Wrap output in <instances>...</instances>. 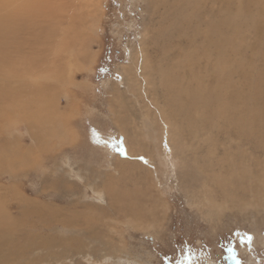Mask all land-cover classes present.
I'll return each instance as SVG.
<instances>
[{
	"label": "rangeland",
	"instance_id": "rangeland-1",
	"mask_svg": "<svg viewBox=\"0 0 264 264\" xmlns=\"http://www.w3.org/2000/svg\"><path fill=\"white\" fill-rule=\"evenodd\" d=\"M33 3L36 13L27 18L28 33L19 35L25 49L15 57L25 63L19 66L21 77L26 67L39 66V70L50 51L58 52L59 38L66 35L62 33V18L68 22L72 14L77 29L72 36L79 50L70 51L75 63L54 104L59 109L53 118L58 129L52 130V138L46 129L42 151L37 140L35 149L31 146L26 121L31 115L0 98V218L4 220L0 226V264H188L189 257L191 264H264V210L241 212L229 200L224 206L216 197L222 193L213 189L214 200L223 212H215L208 219L207 209L192 197L200 188L189 180L197 171L191 164L193 153L186 151L181 156L174 151L168 141L170 127L162 124L154 105L148 106L152 96L158 99L156 106H164L163 94L160 89L146 90L140 67L135 73L139 51L147 50L145 54L153 58L161 52L156 43L157 32L164 27L162 5L157 0H73L70 6L67 0H0V49L5 53L0 57V87L10 89L12 79L10 53L16 46L10 29L13 19L19 23L16 16ZM4 32L10 34H1ZM248 37L247 43L255 42L252 35ZM29 39L34 40V47L25 46ZM51 47L53 50H48ZM247 50L245 54L250 52ZM34 52L43 57L39 64L32 59ZM250 53L254 65L263 68ZM26 55L29 59L22 60ZM40 74L45 75L46 70ZM131 75L137 86L143 85L142 92L138 87H128ZM29 78L27 75L25 81ZM143 93L146 98L139 96ZM43 103L41 108L52 113V104ZM139 104L144 105L143 110ZM147 111L151 127L141 129V114ZM38 121L42 127L43 121ZM226 124L220 122L223 137L216 132L205 136L203 132L199 135L202 138L190 136L193 148L202 149L206 155L209 145L200 140L213 139L221 152L215 151L216 161L225 150L248 151L251 162L244 169L245 176L260 173L264 152L251 142L236 148L238 145L224 135ZM203 155L196 154L195 158ZM184 159H188L186 164ZM110 179L119 181L116 184L120 188L134 191L135 199L131 196L130 201L148 212V225L126 224V217L118 213V205L106 189ZM28 201L40 211L28 210ZM71 213L80 218L79 226L66 229L62 221ZM90 218H95L92 225L85 226Z\"/></svg>",
	"mask_w": 264,
	"mask_h": 264
},
{
	"label": "bare ground",
	"instance_id": "bare-ground-1",
	"mask_svg": "<svg viewBox=\"0 0 264 264\" xmlns=\"http://www.w3.org/2000/svg\"><path fill=\"white\" fill-rule=\"evenodd\" d=\"M71 1L73 0H67L66 5L70 6ZM153 2L155 3V1ZM157 2L162 5L164 12H166L163 15L164 27L162 26L161 31L157 32L158 43L156 44H159L161 52H159V57L153 58L152 54H145L147 50L146 52H143L144 50L139 51L138 55L136 54L134 69L137 75L138 67L141 68V72L145 76V78L142 77L145 79L143 85H145L146 90L148 88L160 89L163 94L164 106L162 103L159 107L156 106L158 99L153 98V96L152 102L149 101L148 106L151 108L154 105L152 108L157 111L162 124L165 127H170L168 141L173 146L174 151L181 153V156L186 151L193 153L191 164L197 171L189 176V180L190 183L200 188L198 192L193 191L192 197L195 196L200 201L198 206L207 209L208 219L212 218L215 212H223V207L214 200L216 196L214 190H219L222 193V196H216L223 200L222 204L227 203L228 200L234 202L237 210L241 212L248 213L251 208L258 212L264 210V164L260 163L261 167L263 166L260 173L254 174L252 172L250 176H245L244 169L251 162V155L248 154V151L242 149L225 150L223 157L216 161L214 159V156L217 155L216 152L221 153L218 151L220 148H218L217 142L215 143L213 139L200 140L209 145L206 155H203L205 151L198 148L194 149L191 140H189L190 136L195 139L202 136L203 132L206 133L204 136L214 132H216V136L218 134L222 136L220 132V129L224 128L220 125L222 121L228 125L227 133L224 134L225 137L236 143L238 145L236 148H239L240 144H246L243 142H247V144L251 142L255 147L257 145V149L264 152V67L258 68L249 57L251 52L250 54L264 65V0H157ZM34 3L33 6L31 3L23 8L22 11L24 12L16 16L20 19L19 23L13 19V25L10 29L13 31L12 36L16 46L15 49L11 48L10 53L12 79L10 80V89L0 87V98L9 100L15 106H21L24 114L31 115L32 118L26 117L28 133L33 144L31 146H34L35 149V145L39 142L42 151L45 143V137L42 135L46 129L50 131L51 138L54 136L52 130L58 129V126L53 123L54 115L56 111H59L56 106L58 103L57 93L60 94V87L69 82L67 73L75 63H72L75 60L70 51L79 50V47L74 45L75 39L72 36L77 30L74 26L76 20H74L75 18L72 19V14L68 20L69 23L62 18L64 24L62 33L66 35L59 38L60 43L55 47L58 52L53 54L50 51L45 57L48 60L43 64L47 66L41 64L39 70V66L26 67L21 77L22 72L19 66H25V63L18 58L15 61V57H18L25 49L19 35L21 32L28 33L27 18L30 13H36L34 11L36 4L34 5ZM164 5L167 6V10ZM80 29L82 28L80 27ZM247 35H252L255 42L247 43L249 38ZM75 36L77 37V35ZM155 42L153 45H156ZM26 45L34 47V40H26ZM76 45H79L78 42ZM83 46L81 48L84 49ZM246 49L250 51L247 54H245ZM48 50H53V47ZM0 57H5L4 50L0 49ZM28 59V55L22 58V60ZM32 59L36 64H39L43 57L34 52ZM44 69L46 74L41 75L40 70ZM122 73L120 75H123ZM27 75H30V78L25 81ZM33 78L36 81L31 82L30 80ZM130 78L132 79V75ZM131 79L128 82V87L132 86L131 90L138 87V91L142 92L143 85L138 84L137 86L135 80ZM139 96L141 98L147 97L145 93ZM44 101H47L50 106L52 104L54 109H52V113L48 112L46 107V109L41 108ZM139 107L143 110L144 105L139 104ZM150 115V111L141 114L143 121L141 129L151 127ZM37 119L43 121L42 127L38 125ZM157 119L159 118H154V120ZM49 121L50 124H48ZM254 138L257 140H253ZM233 142L230 144L232 145ZM196 154H202L203 157L195 158ZM186 160L188 159L183 160L185 161L184 164L187 163ZM252 161L254 162V160ZM248 171L250 173V170ZM246 173L248 172L246 171ZM245 179H249L246 184ZM117 182L119 181L110 179L106 189L110 194L109 196L113 198V203L118 205V213L126 217V224L128 223L132 227H141L142 224L148 225V221H146L148 212L144 211L134 201V203L130 201L131 196L135 199L132 194L134 191L120 188L116 184ZM56 190L59 191L60 189ZM43 192L42 189L40 193ZM45 194L44 196L47 195ZM27 206L28 210L40 211V208L30 201H28ZM57 214L59 213L57 212ZM76 217L75 213L70 217L67 216L62 221L64 227L67 229L79 226L77 221L79 217ZM93 219L95 220V218ZM93 219L90 218L92 221L85 220V226L92 225ZM151 220L154 221L155 218L152 217ZM1 221H4L3 217L0 218V226L2 225ZM109 221L112 222V220ZM7 222L6 217V224ZM39 230L44 229L39 228Z\"/></svg>",
	"mask_w": 264,
	"mask_h": 264
},
{
	"label": "snow or ice",
	"instance_id": "snow-or-ice-1",
	"mask_svg": "<svg viewBox=\"0 0 264 264\" xmlns=\"http://www.w3.org/2000/svg\"><path fill=\"white\" fill-rule=\"evenodd\" d=\"M188 264H191V259H190V257L188 258Z\"/></svg>",
	"mask_w": 264,
	"mask_h": 264
},
{
	"label": "flooded vegetation",
	"instance_id": "flooded-vegetation-1",
	"mask_svg": "<svg viewBox=\"0 0 264 264\" xmlns=\"http://www.w3.org/2000/svg\"><path fill=\"white\" fill-rule=\"evenodd\" d=\"M228 263H230V262H228Z\"/></svg>",
	"mask_w": 264,
	"mask_h": 264
}]
</instances>
